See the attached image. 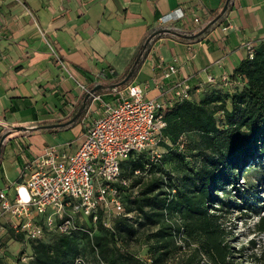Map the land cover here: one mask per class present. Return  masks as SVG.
Masks as SVG:
<instances>
[{"label":"crops","instance_id":"1","mask_svg":"<svg viewBox=\"0 0 264 264\" xmlns=\"http://www.w3.org/2000/svg\"><path fill=\"white\" fill-rule=\"evenodd\" d=\"M178 8L182 21L157 24ZM262 40L264 0H0V190L13 197L19 173L45 148L76 150L100 116L92 96L113 102L117 90L138 84L146 98H159L174 79L155 87L157 66L174 59L196 100L206 74L218 80L209 86L232 92L242 81L219 77H231L246 58L245 43ZM76 127L75 138L36 145ZM10 231L1 218L0 244L5 235L19 243Z\"/></svg>","mask_w":264,"mask_h":264},{"label":"trees","instance_id":"2","mask_svg":"<svg viewBox=\"0 0 264 264\" xmlns=\"http://www.w3.org/2000/svg\"><path fill=\"white\" fill-rule=\"evenodd\" d=\"M126 76L127 72L122 81ZM235 77L243 84L232 92L214 88L197 100L192 96L187 101H174L165 114L166 137L177 126L183 134L193 133L200 138V147L189 150L199 158V164L184 167L181 180L176 182L158 171L162 157L148 169L144 155L128 159V173L124 177L120 173L121 179H131L136 170L145 172L143 177L133 179L129 188H118L125 215L115 218L112 230L97 225L92 244L87 242L85 246L65 236H57L51 245L26 241L32 254L27 256V263H22L23 256L20 262L73 264L77 256L90 251L95 253L92 264H147L116 243V235L133 237L146 227L151 230L150 264H169L172 254H176L173 264H233L220 213L232 192L249 203V187H237L244 178L241 168L264 154V40L258 42L252 60L244 58L239 62L228 76V84ZM130 79L131 76L123 84ZM176 157L186 156L182 152ZM126 192L131 201L125 208L122 193ZM254 228L264 233V216L259 217ZM10 232L15 240H24L22 235ZM177 239L189 248L184 258L178 256L183 245L177 244Z\"/></svg>","mask_w":264,"mask_h":264},{"label":"built area","instance_id":"3","mask_svg":"<svg viewBox=\"0 0 264 264\" xmlns=\"http://www.w3.org/2000/svg\"><path fill=\"white\" fill-rule=\"evenodd\" d=\"M183 19L178 8L161 16L157 24ZM193 22L198 23V18ZM256 48L254 43L244 44L247 59L252 60ZM187 50L188 59L192 58V49ZM157 68L161 73L155 87L174 79L159 98H146L138 84L117 90L113 102L92 96L100 101V116L79 139L76 150L67 153L55 146L45 148L19 173L13 197L0 190V219L9 218L15 235L36 244L43 241L45 233H53L85 246L87 242L92 244L97 225L112 230L113 219L125 215L118 188H129L145 171L136 170L131 179H121V163L139 155L145 156L146 169L158 163L162 157L160 145L167 139L165 114L174 101H187L193 95L189 77L180 75L176 59ZM219 80L226 85L228 75L222 74ZM204 82L215 85L218 80L206 74ZM84 219L89 220L85 225ZM144 261L150 264L149 257ZM73 264L86 263L83 256H77Z\"/></svg>","mask_w":264,"mask_h":264},{"label":"rangeland","instance_id":"4","mask_svg":"<svg viewBox=\"0 0 264 264\" xmlns=\"http://www.w3.org/2000/svg\"><path fill=\"white\" fill-rule=\"evenodd\" d=\"M238 82L237 80L235 81ZM215 87H211L208 84L204 85L203 93L204 97L210 94V91ZM201 96L198 98L200 99ZM149 99V98H148ZM193 99V98H192ZM217 116V122H220L221 118ZM172 135L167 137L165 143L160 145L159 151L162 152V163L158 167V171L168 175L172 180L179 181L183 175L184 167H192L194 164H199V158L192 156L189 152L192 148L200 147V138L197 134L185 133L181 131V127H173L171 130ZM78 135V128H74L72 131L64 132L58 134V136H51L46 134L42 136V139L35 138L37 147H41L43 143L51 144L56 143L60 139L75 138ZM181 137V140H179ZM183 144L181 147L180 145ZM185 153L184 159L177 158L176 155L180 153ZM170 155V160H169ZM125 160L121 177H124L128 173L129 164ZM258 161V164L256 162ZM252 160L245 164L241 171L244 174V178L238 181L237 187H242L250 189V201L249 203H244L239 200L236 194L231 193L230 197L226 200V206L224 210L220 213V222L225 227L228 235L226 237L227 243L232 249V263L233 264H264V233H257L254 229V225L258 221L259 217L264 216V154L259 160ZM157 171V170H156ZM157 171V172H158ZM125 208L129 205L131 201L130 193H122ZM114 220L112 222V228L114 227ZM88 219H84L88 223ZM151 235V230L146 227L142 228L139 233L135 234L133 237H125L116 235L117 245L124 251L134 255L136 258L144 260L148 257L149 244L152 243L149 238ZM56 234L45 233L42 243L44 245H51L52 242L57 239ZM1 240L4 243L0 244V247H10L9 250L4 251L0 256V264H22L27 263V256L32 254L31 246H29L26 241L21 240L19 243L10 242L8 235H5ZM251 242L253 244H251ZM182 243V244H180ZM177 244L183 245V250L178 253V256L183 258L186 256L185 253L189 252V248L182 242L181 239H177ZM83 259L86 264H92L93 259H95V253L88 251L83 253ZM22 258L20 262L19 258ZM176 254L171 255V260L169 264H173L175 259L173 257ZM176 258V257H175ZM205 261V259H204ZM204 264H206L204 262Z\"/></svg>","mask_w":264,"mask_h":264},{"label":"water","instance_id":"5","mask_svg":"<svg viewBox=\"0 0 264 264\" xmlns=\"http://www.w3.org/2000/svg\"><path fill=\"white\" fill-rule=\"evenodd\" d=\"M127 78H128V77H127ZM5 136H6V135H4V136L0 139V149H1V144H2V142H3L4 138H5Z\"/></svg>","mask_w":264,"mask_h":264}]
</instances>
